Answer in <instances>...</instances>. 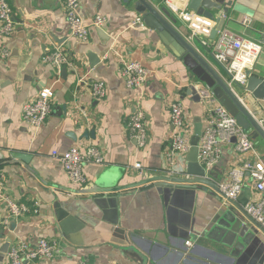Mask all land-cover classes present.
<instances>
[{
    "label": "crops",
    "instance_id": "1",
    "mask_svg": "<svg viewBox=\"0 0 264 264\" xmlns=\"http://www.w3.org/2000/svg\"><path fill=\"white\" fill-rule=\"evenodd\" d=\"M227 1L233 6L222 30L262 44L253 75L264 79V0ZM79 2L83 21L91 28L87 43L71 38L64 0H10L16 29L5 37L0 27V181L7 198L30 207L29 213L2 226L0 264H11L9 247L19 239L31 247L42 240L60 245L54 261L30 264H264V234L209 187H178L165 200L154 186L109 196L81 194L82 188L71 183L54 151L96 146L105 162L84 166L88 189H96L106 173L116 176L117 186L126 187L168 174L171 103L183 102L192 137L197 124L205 127L204 108L195 91L199 82L157 31L131 26L142 16L128 0ZM159 5L166 8L161 0ZM98 16L106 19L103 32L92 28ZM246 19L248 26L243 24ZM176 20L187 40L204 54H214ZM57 48L68 55L70 65L58 69L43 64V57ZM121 59L137 61L151 71L143 89L126 87ZM80 78L84 83H78ZM95 81L106 85L104 99L92 97ZM44 89L54 93L53 111L35 134L23 119V107ZM241 96L252 111L264 115V101L247 92ZM139 99L150 138L140 153L126 129ZM255 143L263 154L264 143ZM250 156L238 157L233 147L225 146L214 174L218 179L210 180L219 183ZM137 162L144 175L133 168ZM246 190L253 196L252 189ZM7 216L6 203L0 200V223Z\"/></svg>",
    "mask_w": 264,
    "mask_h": 264
},
{
    "label": "built area",
    "instance_id": "2",
    "mask_svg": "<svg viewBox=\"0 0 264 264\" xmlns=\"http://www.w3.org/2000/svg\"><path fill=\"white\" fill-rule=\"evenodd\" d=\"M161 1L168 11L189 29L192 39L199 41L205 49L213 51L216 60L225 67L230 75L228 81L230 89L264 131V115L252 111L245 98L234 88L236 85L242 88L247 86L250 76L254 73L256 62L263 51L262 44L230 30L219 31L215 41L212 39V33L217 27L216 21L193 12L190 7L192 0ZM79 8V0H64L65 17L71 38L87 43L90 39L91 28L84 23ZM217 18L223 17L217 16ZM249 23L248 19L243 22L245 26H248ZM105 25L106 19L98 16L94 19L92 28L102 30ZM131 26L144 28L145 23L142 18H137ZM0 27L1 34L5 37L11 36L16 29L10 0H0ZM5 55L8 54L5 53ZM42 62L44 65H51L58 69L70 65L68 55L61 48H57L54 52L43 57ZM120 63V74L125 80L126 87L134 90L143 89L151 78V71L137 61L121 59ZM78 83H84V79L80 78ZM195 91L205 113V127L198 144L199 163L205 170L206 177L210 179L222 159L225 146L233 147V152L238 157L251 155L250 158L244 159L240 164L231 168L225 174L224 179L218 183V186L229 200H237L246 189H252L254 194L251 195L245 212L264 232L263 156L257 151L256 143L251 139L249 133L239 126L236 119L216 99L210 88L197 83ZM91 94L95 100L104 99L107 94L106 85L102 81H95L91 86ZM53 96L54 93L51 89H44L33 102L24 105L23 119L33 130V133H38L52 114ZM169 118L172 134L165 157L167 173L171 176L188 178L186 158L191 150L192 136L189 134V129L185 128L186 109L182 101L176 100L170 104ZM126 129L130 140L136 145L137 152H142L150 138L147 116L140 99L135 103L134 112L129 115L126 121ZM53 156L59 160L71 183L80 189L89 185V179L84 173V166L88 163L103 165L105 162L101 149L96 146H90L85 150L74 147L64 153L54 151ZM133 168L144 175L142 163L137 162ZM0 200L5 201L8 213L7 219L0 223L1 239L2 226L29 213L30 207L7 198L3 181H0ZM191 245V243H187V246L191 247ZM60 252L61 248L57 241L42 240L36 247H31L19 239L9 247L8 258L11 264H30L39 260L54 261ZM77 264L87 263L80 261Z\"/></svg>",
    "mask_w": 264,
    "mask_h": 264
},
{
    "label": "water",
    "instance_id": "3",
    "mask_svg": "<svg viewBox=\"0 0 264 264\" xmlns=\"http://www.w3.org/2000/svg\"><path fill=\"white\" fill-rule=\"evenodd\" d=\"M159 2L160 0H128V3L133 6L135 12L142 16L146 27L158 32L161 41L165 45H168L177 57L183 60L184 65L197 82L213 91L216 99L236 119L239 126L249 133L251 139L254 142L262 141L264 143V131L259 127L252 115L230 89L228 85L230 75L225 67L216 60L214 54H204L205 50H201L196 43L187 40L176 28V18L170 14L168 9L160 8ZM232 6L233 1L227 0H192L190 5L193 12L207 19L216 21L217 27L212 33V39H215L218 32L223 29L225 19L228 17ZM216 14L223 18L218 19ZM100 31L103 32V30ZM107 38L109 39V37ZM236 86L252 95L254 99L264 101V79L252 75L245 88L239 85ZM202 128L203 125L201 123L197 124L194 136L191 139V150L186 158V172L189 176L188 178L167 174L143 179L132 186L121 187L117 186V178L115 175L106 173L98 179L96 189L90 191V189H88L89 187H85L80 190V193H97L99 195L111 196L112 194L121 193L129 188L154 186L162 191L165 200H167L175 188L178 187L193 189L197 188L198 185L201 187H209L219 197L224 198L231 205L237 207L239 212L259 229L258 225L252 221L245 212V207L251 198L250 191L245 190L237 200H229L220 191L218 183H214L206 177L205 170L198 159V144ZM262 156L264 161V153ZM212 177H215L214 179L216 180L218 179L214 174ZM259 231L261 230L259 229ZM262 233L264 234V232Z\"/></svg>",
    "mask_w": 264,
    "mask_h": 264
},
{
    "label": "rangeland",
    "instance_id": "4",
    "mask_svg": "<svg viewBox=\"0 0 264 264\" xmlns=\"http://www.w3.org/2000/svg\"><path fill=\"white\" fill-rule=\"evenodd\" d=\"M234 88L240 95H243L244 92H245L242 89L238 88L237 86H235ZM185 128H189V123H188L187 120H186V127ZM189 130H190L191 133L193 132V129H191V127L189 128ZM258 142H260V141H258Z\"/></svg>",
    "mask_w": 264,
    "mask_h": 264
}]
</instances>
